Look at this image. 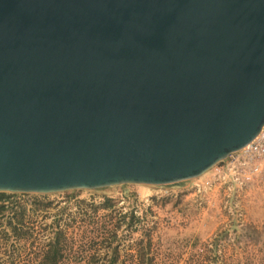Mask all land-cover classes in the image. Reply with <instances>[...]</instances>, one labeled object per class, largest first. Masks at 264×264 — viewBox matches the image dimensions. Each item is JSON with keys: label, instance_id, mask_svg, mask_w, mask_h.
Masks as SVG:
<instances>
[{"label": "water", "instance_id": "obj_1", "mask_svg": "<svg viewBox=\"0 0 264 264\" xmlns=\"http://www.w3.org/2000/svg\"><path fill=\"white\" fill-rule=\"evenodd\" d=\"M264 124V0H0V191L199 176Z\"/></svg>", "mask_w": 264, "mask_h": 264}, {"label": "rangeland", "instance_id": "obj_2", "mask_svg": "<svg viewBox=\"0 0 264 264\" xmlns=\"http://www.w3.org/2000/svg\"><path fill=\"white\" fill-rule=\"evenodd\" d=\"M209 169L164 184L6 191L0 222L21 205L30 233L0 232V264H35L55 220L68 241L61 264H139L140 245L146 264H264V171L236 195L220 179L196 191Z\"/></svg>", "mask_w": 264, "mask_h": 264}, {"label": "built area", "instance_id": "obj_3", "mask_svg": "<svg viewBox=\"0 0 264 264\" xmlns=\"http://www.w3.org/2000/svg\"><path fill=\"white\" fill-rule=\"evenodd\" d=\"M223 159L210 166L202 179L193 182L196 191L219 179L224 183V189L235 195L247 189L257 175L264 171V124L247 144L228 153Z\"/></svg>", "mask_w": 264, "mask_h": 264}, {"label": "trees", "instance_id": "obj_4", "mask_svg": "<svg viewBox=\"0 0 264 264\" xmlns=\"http://www.w3.org/2000/svg\"><path fill=\"white\" fill-rule=\"evenodd\" d=\"M7 193L8 192L6 191H0V216L3 215V212L8 205H12L9 204L10 198ZM105 201H109V199L105 197ZM35 202L40 204L44 203L43 205H46L47 203V201L41 202L40 200H35ZM24 210V207L21 205L12 206L11 213L5 215L3 222H0V232L5 236L13 235L15 237H21L24 234H29V226H25L23 221ZM54 225L52 228V233L45 242V246L36 255L35 264H61L65 259L64 250L68 245V241L63 228L59 226L56 220L54 222ZM144 248L145 247H143L142 245H140V247L138 248L139 264H146L149 261V258L143 255L145 251L142 250ZM113 260L114 257L109 259V264H112Z\"/></svg>", "mask_w": 264, "mask_h": 264}]
</instances>
